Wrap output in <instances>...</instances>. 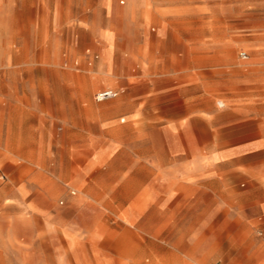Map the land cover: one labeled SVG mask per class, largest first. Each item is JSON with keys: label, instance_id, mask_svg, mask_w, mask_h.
I'll use <instances>...</instances> for the list:
<instances>
[{"label": "rangeland", "instance_id": "1", "mask_svg": "<svg viewBox=\"0 0 264 264\" xmlns=\"http://www.w3.org/2000/svg\"><path fill=\"white\" fill-rule=\"evenodd\" d=\"M47 2L50 8L19 6L0 15L8 27L0 31V74L15 90L34 88L40 98V87L49 98L40 117L21 123L34 138L23 147L33 152L0 162V191L34 186L24 202L0 205V217H11L0 219V264H74L83 256L93 264H134L138 257L146 264L156 253L170 257L156 240L191 234L203 238L209 264H264V145L230 162L210 160V175L190 191L195 204L155 205L170 176L154 162L167 166L170 149L196 153L199 144H178L161 132L159 100L170 96L156 95L152 76L128 62L165 49L183 53V40L196 46L202 35L218 38L234 28L243 42L264 39V0H112V13L96 16L98 28L107 18L113 23L112 39L102 35L107 48L93 31L63 25L77 16L55 8L61 0ZM107 89L117 96L98 102ZM202 145L215 151L213 143ZM120 241L129 253L116 249Z\"/></svg>", "mask_w": 264, "mask_h": 264}, {"label": "crops", "instance_id": "2", "mask_svg": "<svg viewBox=\"0 0 264 264\" xmlns=\"http://www.w3.org/2000/svg\"><path fill=\"white\" fill-rule=\"evenodd\" d=\"M54 4L55 8L61 7V13L77 16L65 19L63 25L85 27L93 31V37L103 42L104 48L108 47L102 35L111 34L113 23L106 17V24L98 28L96 16L103 11L108 15L112 13V0H61V3ZM19 6L50 8L47 0H0V15H10ZM1 30H8L7 25L0 23ZM233 31L224 32L218 38L210 33L202 35L201 42L196 46L193 40H183L186 48L183 53L165 49L164 53L150 60L128 61L132 65L129 69L135 68L152 76L156 95L170 96L169 99L160 97L159 100L158 110L164 113L155 121L161 132H169L178 144H199L196 153L186 154L170 149V164L167 166L154 162L159 174L170 176L155 199L157 206L195 204L196 199L191 198L190 191L210 175L205 168L210 160L212 163L230 162L264 145V115L261 109L264 106V39L254 36L243 42L240 29L234 28ZM171 32L175 40L180 39L176 31ZM8 39L5 38L6 41ZM39 41L45 43V37L41 36ZM196 47L201 49L200 54L193 53ZM243 47L248 49L249 55L245 52L237 54ZM241 53L246 54L245 59L240 57ZM97 65L102 66L101 62ZM38 90L40 98L35 97L34 88L28 92L24 88L15 90L9 78L0 74V162L33 152L27 146L23 147L24 142H34L33 134H23L20 128L26 118L40 117L42 101L49 100L46 89L39 87ZM217 98L223 101L220 106L215 104ZM174 110L178 112L175 118L173 113L168 114ZM27 130L33 131L34 126H27ZM204 143L215 144V151L206 152ZM4 177L0 171V181ZM33 189L34 186L15 185L7 191L2 190L0 205L7 201L24 202L27 193ZM10 218L0 217L2 221ZM67 237L71 238L69 233ZM154 243L160 249L169 247L170 257L163 258L156 253L152 262L146 264H209L210 253L204 248L203 238L197 234L188 235L183 240L178 235H171ZM116 244V249L129 253L125 242ZM83 258H76L74 264H93L92 256ZM141 260L140 257L132 258L134 264H139Z\"/></svg>", "mask_w": 264, "mask_h": 264}, {"label": "built area", "instance_id": "3", "mask_svg": "<svg viewBox=\"0 0 264 264\" xmlns=\"http://www.w3.org/2000/svg\"><path fill=\"white\" fill-rule=\"evenodd\" d=\"M240 57L245 59L246 58V54L245 53H241ZM115 96H116V92H114L113 90H103V91H100V92H98L96 94V100L98 102H101V101H105L107 99L114 98Z\"/></svg>", "mask_w": 264, "mask_h": 264}]
</instances>
